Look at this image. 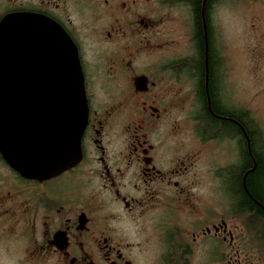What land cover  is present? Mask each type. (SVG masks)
<instances>
[{"label":"flooded vegetation","instance_id":"af4514ba","mask_svg":"<svg viewBox=\"0 0 264 264\" xmlns=\"http://www.w3.org/2000/svg\"><path fill=\"white\" fill-rule=\"evenodd\" d=\"M178 1L194 19L196 0ZM215 1H199L202 19H210ZM162 3L0 0V23L30 15L66 34L87 108L80 160L63 174L28 180L0 155V264H258L264 203L251 194L260 186L257 129L247 131L241 111L220 112L223 65L213 59L212 31H202L203 56L194 31V52L178 50L159 31ZM195 107L221 129V144L236 160L224 182L232 207L250 211L249 232L246 220L211 219L206 158L218 137L196 123L189 144L179 139L177 116L189 120Z\"/></svg>","mask_w":264,"mask_h":264},{"label":"water","instance_id":"95a60500","mask_svg":"<svg viewBox=\"0 0 264 264\" xmlns=\"http://www.w3.org/2000/svg\"><path fill=\"white\" fill-rule=\"evenodd\" d=\"M86 123L83 77L70 39L43 18H4L0 23L4 162L28 180L55 178L79 162Z\"/></svg>","mask_w":264,"mask_h":264},{"label":"rangeland","instance_id":"374dc122","mask_svg":"<svg viewBox=\"0 0 264 264\" xmlns=\"http://www.w3.org/2000/svg\"><path fill=\"white\" fill-rule=\"evenodd\" d=\"M164 15L161 18L163 41L174 40L178 50L188 53L193 48L191 39L194 22L189 12H184L178 0H162ZM258 1V3H257ZM184 2V1H183ZM210 16L212 49L223 65L222 100L235 111L247 112L257 129L256 143L264 151V1L263 0H216ZM195 34V31H194ZM195 42V40H194ZM185 53L179 55L184 57ZM197 53V50H196ZM196 58V56H195ZM186 115H178L184 143L189 144V127L199 124L200 112L194 108ZM193 118L196 121L193 122ZM202 126V124H201ZM209 145L210 206L211 219L222 217L234 221V208L224 182L225 168L231 169L236 160L221 138ZM227 150V151H226ZM211 259V263L213 264ZM215 261V260H214ZM216 263V262H215ZM217 264V263H216ZM258 264H264V251H260Z\"/></svg>","mask_w":264,"mask_h":264},{"label":"trees","instance_id":"16d2710c","mask_svg":"<svg viewBox=\"0 0 264 264\" xmlns=\"http://www.w3.org/2000/svg\"><path fill=\"white\" fill-rule=\"evenodd\" d=\"M199 1L200 0H196V11H195V15H194V19H193V24H194V37H195V42L197 46H200L201 49V54L203 56V40H202V31H211L210 28V19H202L200 17V13H199ZM210 1V0H207ZM214 0H211V2H213ZM212 35V32H211ZM213 50V49H212ZM213 59L216 60V66H218V61L219 59L216 57L215 58V54L213 51ZM207 56H208V45H207ZM202 96H203V91H202ZM222 109H220V112L223 110L225 111L227 114L230 111L228 108L226 109V107H221ZM224 108V109H223ZM217 110V107L216 109ZM233 110L229 113H232ZM233 114V113H232ZM199 123L200 125L202 124V128H201V133L205 134L206 137L209 138H215V137H219L222 133L221 129L218 128L217 126H215V122H210L207 118V116L205 115V113L203 111L200 112L199 116ZM241 123L243 124L244 127H246L247 131L251 134L252 131V127L251 124H253V122L250 120L249 115L247 112H241ZM248 165H250L249 163H247ZM254 169H251L250 172H253ZM233 173V170H232ZM257 175L258 181H259V192H253L251 193L254 197H256L255 195H257L256 199H258L259 202L264 203V151H258V164L256 167V172H255V177ZM247 181H251V177L247 179ZM251 192V191H250ZM233 198H235L234 196H232ZM244 207H246L244 205ZM241 207V208H244ZM234 217L236 218L235 220H243L245 223V230L246 232H249V228H250V221H251V216H250V211H241L240 209H235L234 208ZM263 218L264 215L262 214V212H260V214Z\"/></svg>","mask_w":264,"mask_h":264}]
</instances>
